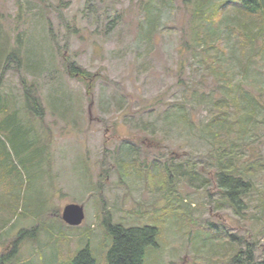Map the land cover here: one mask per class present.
I'll use <instances>...</instances> for the list:
<instances>
[{
    "label": "rangeland",
    "instance_id": "374dc122",
    "mask_svg": "<svg viewBox=\"0 0 264 264\" xmlns=\"http://www.w3.org/2000/svg\"><path fill=\"white\" fill-rule=\"evenodd\" d=\"M247 15L233 0H0L9 47L22 36L0 80L20 128L0 120L5 264H68L85 245L107 264L106 219L157 229L144 264H233L248 245L264 264V15ZM228 146L250 183L238 208L216 177ZM70 202L79 225L61 218Z\"/></svg>",
    "mask_w": 264,
    "mask_h": 264
},
{
    "label": "trees",
    "instance_id": "16d2710c",
    "mask_svg": "<svg viewBox=\"0 0 264 264\" xmlns=\"http://www.w3.org/2000/svg\"><path fill=\"white\" fill-rule=\"evenodd\" d=\"M234 5L238 6V8L244 14H248L247 17L253 18L258 13L264 15V0H233ZM236 2V3H235ZM237 8V7H236ZM261 11V12H260ZM204 12V11H203ZM203 18H206L204 15ZM202 18V19H203ZM248 22V21H246ZM251 23V22H250ZM3 28V25H0ZM4 29V28H3ZM1 30V29H0ZM2 31L3 36V47L0 46V64H3L5 61V66L0 68V80L3 76L6 64L10 61L16 64V66L21 63L19 52L22 46V36L20 34L15 38V44L11 48L9 47V43L7 42V33L5 30ZM201 33L199 29H196V34ZM199 39V36H198ZM2 61V62H1ZM64 64H66L68 73L75 75H84L86 76L87 71L75 65L73 61H69L68 59H64ZM75 74V75H74ZM1 82V81H0ZM20 83L22 84L23 94H24V104L25 106L33 111L35 114L42 116V106L38 99L35 96V93L32 91L31 86L26 85L25 81L21 78ZM87 87H90L88 84ZM226 102H222L225 104ZM19 111V107H16L15 96H12L10 93L7 94L5 92L0 91V120L1 122H7L9 129L13 132H16L18 129L16 127L11 128L12 122L15 118L16 113ZM3 113V114H2ZM229 150L227 154L221 153L217 157V164L219 166V170L216 174L218 178V183L220 188L224 190V194L230 200V202L238 208L239 199L241 200V195L247 192L250 183L244 181L242 178L235 177L233 173L230 172L229 169H232V162L230 161V146H228ZM225 152L227 149L224 150ZM36 155V153L34 154ZM49 158V153H48ZM50 160L47 159V165L49 166ZM51 166V165H50ZM49 166V167H50ZM2 183H7L9 186L10 182L3 181ZM18 187L16 188L15 197L17 200V206L19 205L23 194L21 192V188L23 183L18 177ZM29 186V185H28ZM25 186L24 189H26ZM30 187V186H29ZM33 201V198H31ZM31 213H34L32 211ZM2 227H4L5 222L1 223ZM106 231L111 235V244L109 245L106 252V263L107 264H144L143 256L145 253V248L148 244H155L157 229L154 226L143 225V226H124L119 223H112L109 219L104 221ZM37 226V225H35ZM39 230V228L37 227ZM29 231H22L23 233H28ZM233 237V236H232ZM14 248L12 251L0 257V264H5L7 259L11 257L17 250L16 243L17 240H13ZM13 244V243H12ZM231 263L233 264H254V258L252 249L249 245L245 249H239L232 257L230 258ZM68 264H99L96 259L93 257L89 245H85L84 247L76 250L71 257Z\"/></svg>",
    "mask_w": 264,
    "mask_h": 264
},
{
    "label": "water",
    "instance_id": "95a60500",
    "mask_svg": "<svg viewBox=\"0 0 264 264\" xmlns=\"http://www.w3.org/2000/svg\"><path fill=\"white\" fill-rule=\"evenodd\" d=\"M61 218L69 225H79L84 218L83 206L74 202L65 204L61 212Z\"/></svg>",
    "mask_w": 264,
    "mask_h": 264
}]
</instances>
